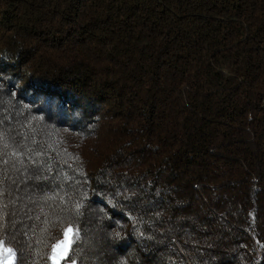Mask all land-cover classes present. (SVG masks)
Returning a JSON list of instances; mask_svg holds the SVG:
<instances>
[{
  "label": "trees",
  "instance_id": "1",
  "mask_svg": "<svg viewBox=\"0 0 264 264\" xmlns=\"http://www.w3.org/2000/svg\"><path fill=\"white\" fill-rule=\"evenodd\" d=\"M0 239L12 264H264V0H0Z\"/></svg>",
  "mask_w": 264,
  "mask_h": 264
},
{
  "label": "snow or ice",
  "instance_id": "2",
  "mask_svg": "<svg viewBox=\"0 0 264 264\" xmlns=\"http://www.w3.org/2000/svg\"><path fill=\"white\" fill-rule=\"evenodd\" d=\"M2 227V225H0ZM77 233L69 226L63 232L64 239L53 245L49 260L52 264H60V261L68 259V252L72 244V237ZM14 258L13 250L6 246L3 239H0V264H12ZM71 264H76L75 260Z\"/></svg>",
  "mask_w": 264,
  "mask_h": 264
},
{
  "label": "crops",
  "instance_id": "3",
  "mask_svg": "<svg viewBox=\"0 0 264 264\" xmlns=\"http://www.w3.org/2000/svg\"><path fill=\"white\" fill-rule=\"evenodd\" d=\"M63 237H64V236H63ZM62 239H64V238H62ZM57 243H58V242H57ZM57 243H56V244H57ZM54 245H55V244H54ZM51 251H52V250H51Z\"/></svg>",
  "mask_w": 264,
  "mask_h": 264
},
{
  "label": "rangeland",
  "instance_id": "4",
  "mask_svg": "<svg viewBox=\"0 0 264 264\" xmlns=\"http://www.w3.org/2000/svg\"><path fill=\"white\" fill-rule=\"evenodd\" d=\"M62 238H64V237H62ZM13 263V262H12ZM69 264H71V263H69Z\"/></svg>",
  "mask_w": 264,
  "mask_h": 264
}]
</instances>
